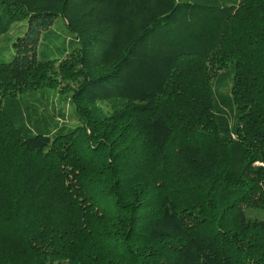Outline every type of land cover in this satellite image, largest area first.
Returning <instances> with one entry per match:
<instances>
[{"label": "trees", "instance_id": "16d2710c", "mask_svg": "<svg viewBox=\"0 0 264 264\" xmlns=\"http://www.w3.org/2000/svg\"><path fill=\"white\" fill-rule=\"evenodd\" d=\"M56 18L79 46L81 125L23 136L3 102L40 78ZM19 21L0 63V264H264V222L243 213L264 209V0H0V36ZM229 65L231 130L212 89ZM104 102L121 107L89 108Z\"/></svg>", "mask_w": 264, "mask_h": 264}, {"label": "rangeland", "instance_id": "374dc122", "mask_svg": "<svg viewBox=\"0 0 264 264\" xmlns=\"http://www.w3.org/2000/svg\"><path fill=\"white\" fill-rule=\"evenodd\" d=\"M25 30V21L14 22L9 31L0 36V63L12 59L15 54L14 45L22 38ZM36 39L33 48L36 60L46 63L38 72L40 78H37L38 81L29 80L19 88V92L11 94L3 103L6 115L19 130L24 131L23 136L42 132L52 137L58 129L65 132L81 125L76 116L77 101L74 98L82 80L78 73L76 55L79 46L74 34L66 28L61 18L50 22L48 28L41 31ZM61 63L63 67L59 68ZM232 78L233 70L229 65L212 79L219 124L226 125L230 130L236 126V110L231 95ZM120 107L111 102L89 106L105 117L113 115ZM243 213L247 220L264 222V209L244 208Z\"/></svg>", "mask_w": 264, "mask_h": 264}]
</instances>
